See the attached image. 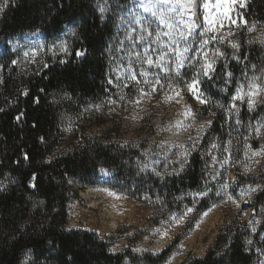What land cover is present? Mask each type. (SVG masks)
I'll return each mask as SVG.
<instances>
[{"label": "trees", "instance_id": "1", "mask_svg": "<svg viewBox=\"0 0 264 264\" xmlns=\"http://www.w3.org/2000/svg\"><path fill=\"white\" fill-rule=\"evenodd\" d=\"M101 1L10 0L0 20V44L36 31L54 40L68 24L75 31V35H68L70 54L65 63L48 60L47 68L21 66L8 46L0 55V264H167L179 237L160 254L138 255L127 248L113 252V242L103 240L98 233L68 229L69 209L77 192L96 185L105 169L114 172L119 182L149 191L156 226L161 219L196 202L193 223L219 201L214 190L199 200L192 199V194L201 192L208 182L206 149L215 141L225 144L235 140V121L228 122L224 109L231 102L238 78L253 65L264 66V46L249 44L244 34L237 54L240 61L225 52L226 59L218 63L213 76L214 81L225 83L227 77L222 73L230 71L233 85L210 83L201 88L209 103L198 111L205 117L212 116L213 124L202 147L189 156L184 170L163 178L143 174L137 147L112 140L120 122L106 120L110 107L124 103L121 96L133 102L139 87H115L109 83L116 32L109 16L101 18L97 7ZM110 1L126 4L130 0ZM241 13L249 26L255 24L257 30H264V0H248ZM77 50H86V55L77 58ZM225 63L227 69L223 67ZM25 91L28 95L22 94ZM260 115H264V104L256 111L242 108L240 112L244 123H254ZM71 125L81 130L80 137L75 133L79 142L58 155ZM102 125H107L103 139L87 134ZM251 145L259 149L264 139L254 138ZM251 205L262 220L257 232L252 233L237 217L220 230L202 257L184 264H258L259 259H264V191L255 196Z\"/></svg>", "mask_w": 264, "mask_h": 264}, {"label": "rangeland", "instance_id": "2", "mask_svg": "<svg viewBox=\"0 0 264 264\" xmlns=\"http://www.w3.org/2000/svg\"><path fill=\"white\" fill-rule=\"evenodd\" d=\"M9 1L6 0L5 5V0H0V5H4L3 11H0V20L7 9ZM138 2L139 0H130L126 4H120L119 1L113 2L107 0V7L110 11L106 12L103 18L105 19L109 16L115 22L116 32L113 45L111 46L112 75L110 84L115 87L123 85H127L128 87L135 84L137 87L143 88L145 92H150L151 94L141 98L139 93L133 99V102L128 100V98H124V103L115 104L113 107H110L106 120H117L120 122V128L117 129L118 132L113 136L112 140L123 146L134 144L137 147V156L141 161L140 169L145 164L148 165L146 170H141L143 174L155 175L152 172V169L155 168L163 176L176 175L169 173H172L173 169H179L180 167L179 163H177L178 159H180L178 154L185 151V149L191 150L193 142L197 137H199V142L196 144L195 150L191 151V154L202 147L204 137L213 124V117H205L201 111H198V108L204 104H200L193 94L187 90L181 91L180 96H175L167 87L160 89L157 86V90L152 92L151 88L143 83L145 77L140 75V73L147 71L149 73L147 77L149 80H154L157 74L163 77L165 74L160 72L156 67L149 68L146 64L141 65L135 59L131 60L130 66L128 53L133 48L126 40L121 47L120 41L124 38L123 21L126 19L125 13L129 8L135 10ZM200 2L202 4L203 0H200ZM99 4H104V0ZM121 8L123 11H121ZM243 8L237 6L235 12L241 13ZM200 19L201 21L203 19L202 8L200 9ZM152 27L157 28V25L153 23ZM69 28H73L72 24L66 25L64 31L54 40H48L46 35L41 31L19 34L0 44V55L6 50V46H8L9 51L18 57L17 60L21 63V66L34 64L35 67H40L48 62V60L57 62L66 61L69 55H65L57 49H53L52 51L49 49L53 45H58L62 40L67 41L69 48L70 39H68V35L66 34ZM245 28V25H241L240 28L233 27L234 35L232 36H228L225 30V42L223 44L210 45V47H219L224 53L228 52L233 56L234 50L227 41L237 42L240 50V40L244 34H246L249 44L259 43L264 46V43L260 42L264 38V30L259 31L255 29L249 32ZM157 31L161 32L162 36L163 29L157 28ZM199 31L200 29H197V32ZM154 38L152 37L151 39ZM162 39L166 40L167 38L162 36ZM193 39L195 40L196 37H193ZM180 43L182 46L183 42L181 41ZM159 47V45H153L155 49H159ZM32 49H37L35 62H33L31 55L28 57L24 55L25 52H30ZM137 50L143 51V45H140ZM239 50L236 52V55L239 53ZM169 55L174 56L171 49H169ZM188 55H192V53H188ZM153 58H156L155 53L153 54ZM220 61L217 62L216 66ZM194 71L195 69L186 63L185 68L181 70V77L176 78L173 75V83L178 84L179 88L183 89V81L191 80ZM132 73L137 75V79L141 81L140 84L129 79ZM253 75L257 77L264 75V66H255L243 77L238 78L236 84L243 81L246 77L250 78ZM231 79L227 78L225 83H223L221 81H214L213 79L207 80L202 78V83L199 87L201 89L204 85L210 83L218 86L224 84L230 87L233 85ZM161 82L167 84L166 80H162ZM169 96L173 98L168 99ZM261 98V96L256 97L257 100ZM138 99L140 100L139 104L135 103ZM237 104L240 112L242 108L247 109L246 104H240V102H237ZM257 107L254 111L257 110ZM188 108L191 109L194 117H185L184 113ZM262 118H264V115H260L258 119ZM233 119L235 121V118L229 119L228 117V122ZM239 119L241 120V124L237 125L235 123V130L232 133L235 142L231 141V145H229L228 142L221 144L215 141L214 143L218 145L217 149L212 150L210 146L206 149L208 153L211 151L212 155H215L219 161L223 162L225 157L228 156V153L224 152L223 149L230 147L232 162L226 163L221 167V163H213L211 156L207 153L208 182L206 188L202 191H207V195H209L211 190H214L215 193L221 191V195H216L219 201L213 203L198 215L193 223L191 220L198 206L196 202L192 207H185L180 213L172 214L163 221L161 219L160 225H154V221H152L154 220V210L149 197V191L144 188L135 189L127 184H123L115 179L114 172L105 169L104 172L103 170L100 172L96 185L77 192L78 195L74 198L69 209L70 221L68 229L98 233L103 240L113 242V252L119 253L124 248H127L133 249V252L138 255L142 253L160 254L179 237V243L174 248V252L167 264H184L190 259L202 257L213 244L220 230L235 218L239 217L241 222L247 225L250 219L262 222L258 214L251 208L255 196L262 191L254 194L252 199L247 203L239 198L241 186L249 184L264 186V156H251V153H249L248 157L245 156L244 144L247 142L251 145V141L254 140L255 136L248 127L249 123H244L240 118V113ZM209 120L212 121L211 126L205 130H201L200 125ZM178 124L180 126H177ZM106 129L107 125L94 127L87 134L103 139L102 136ZM80 131L79 128L72 127V125L67 129L65 142L58 150V155L67 152L78 144L79 138L77 139L76 134L79 133L80 137ZM246 135L249 137L247 141L244 138L242 139ZM252 149L254 148L252 147ZM214 173L222 175H216L213 178ZM233 180H235V184H233ZM251 180H254V182L252 183ZM224 182L229 183L230 187L228 191L232 192L237 198L240 208H237L230 201L225 202L226 197H224L223 191L220 189V184ZM88 190L91 193L89 199L83 196ZM207 195L199 196L192 194V199L199 200ZM108 207L118 210L117 220L115 219L117 224L113 223L115 222L114 219L109 218ZM188 209H192V211L188 212ZM186 212L187 214L185 215ZM260 227L261 223L256 225L257 231ZM261 238L264 239V232L261 234Z\"/></svg>", "mask_w": 264, "mask_h": 264}, {"label": "snow or ice", "instance_id": "3", "mask_svg": "<svg viewBox=\"0 0 264 264\" xmlns=\"http://www.w3.org/2000/svg\"><path fill=\"white\" fill-rule=\"evenodd\" d=\"M3 6L4 5H0V11H3ZM237 6L240 8L245 7L246 0H203L202 4L200 0H139L135 6V10L129 8L125 13L126 19L123 21L124 38L120 41V45L122 47L126 40L133 48V50L128 53L130 66L131 60L135 59L141 65L146 64L149 68L156 67L160 72L165 74L163 77L157 74L154 80H149L147 78L149 76L147 71L140 73V75L145 77L143 83L148 85L152 92L157 90V86H159L160 89L167 87L175 96H180L181 91L187 90L193 94L194 98L197 99L200 104H206L209 103V100L199 87L202 83V78L212 80L214 74L217 72V62L221 59H226L225 53L221 51L219 47H210V45L223 44L225 42V30L228 36H232L234 35L233 27L240 28L241 25H245L248 26L247 31L249 32L256 29L255 24L249 26V22L244 19L242 13L235 12ZM97 7L101 14V18H103L106 12L110 11L107 7V0H104V4L102 5L98 4ZM201 8L203 9L202 21L200 19ZM121 11H123L122 8ZM153 23L157 25V28L163 29L162 36L167 38L166 40L162 39L161 32L157 31V28L152 27ZM197 29H200V31L197 32ZM66 34L75 35V31L73 28H69ZM152 37L155 38L151 39ZM193 37H196V39L194 40ZM181 41L183 42L182 46L180 43ZM260 42L264 43V38H262ZM227 43L234 50L232 59L239 62L241 58L236 55V52L239 50V44L231 40H228ZM140 45H143V51L137 50ZM153 45H159L160 47L159 49H155ZM53 49H57L65 55L70 54L67 41L62 40L58 45H53L49 50L52 51ZM169 49H171L174 56L169 55ZM154 53L155 59L153 58ZM188 53H192V55H188ZM24 55L25 57L31 55L33 62H35L37 49L25 52ZM85 55L86 50H77L75 52L77 58L84 57ZM65 62L66 61H61V63ZM11 63L17 64V61L12 60ZM186 63L188 66L194 68L195 71L191 80L183 81L184 87L181 89L178 84L173 83V75L176 78L181 77V70L185 68ZM43 67L47 68L48 65L45 63ZM223 67L227 69V64L225 63ZM252 67L255 68L254 65ZM222 74L229 79L233 77V73L230 71H224ZM129 79L136 81L137 84L141 83V81L137 79L135 73H132ZM162 80H166L167 84L162 83ZM109 83H111V80ZM124 87H127V85H124ZM138 91L141 98L151 94L150 92H145L143 88H139ZM22 94L28 95V92L25 91ZM262 94H264V75L260 77L253 75L250 78L246 77L243 81L238 82L235 92L231 96L230 104L224 109L229 119L235 118V123L240 125V108L237 102L246 104L248 111L252 112L257 106L264 104V96H262ZM257 96H261L262 98L257 100ZM120 98L124 99L123 96ZM172 98V96L168 97V99ZM109 103L114 104L115 101L110 100ZM135 103L139 104L140 100H136ZM218 106L224 108L223 105ZM96 107L97 109L99 108V106ZM22 115L23 113L17 116L16 119L19 120ZM184 115L186 118L194 117L190 108L186 109ZM211 123L212 121L209 120L201 124L200 129L205 130L211 126ZM177 126L180 125L178 124ZM248 127L252 130L255 138L264 139V118L257 119L254 123L249 122ZM248 138L249 137L246 135L244 137L245 141H247ZM41 139L43 138L41 137ZM198 142L199 137L193 142L191 150L185 149V151L178 154L180 159H178L177 163H179L180 167L179 169H173V172L169 174L179 175V173L184 170L188 163L187 157L191 154V151L195 150ZM228 144L231 145V140L228 141ZM161 147H163V145H161ZM210 148L215 150L218 148V145L212 143ZM244 148L246 157H248L249 153H251V156H264V145H261L259 149H252L251 145L245 142ZM223 151L228 153V156L225 157L223 162L219 161L215 155H212L211 151L208 153L213 163H221V167L226 163L232 162L230 147H225ZM24 158L28 159L29 157L25 154ZM147 168L148 165L145 164L141 170L144 171ZM152 172L156 176L163 178L162 173L155 168L152 169ZM216 175L222 174L214 173L213 178H215ZM32 179L35 180L36 177L33 176ZM233 184H235V180H233ZM31 186L35 187V184ZM229 187L230 185L227 182L220 184V189L223 191L224 197H226L225 202L230 201L237 208H240L237 198L232 192L228 191ZM261 191H264V186H253L251 184L241 186L239 198L247 203L252 199L254 194ZM195 195L204 196L207 195V191L198 192L195 193ZM216 195L220 196L221 191H217ZM245 197H247V199H245ZM187 211L190 212L192 209H188ZM186 214L187 212L185 215ZM260 223V220L250 219L248 221V228L252 233H255L257 231L256 225ZM247 243L251 244L252 241L248 240ZM258 264H264V259H259Z\"/></svg>", "mask_w": 264, "mask_h": 264}, {"label": "bare ground", "instance_id": "4", "mask_svg": "<svg viewBox=\"0 0 264 264\" xmlns=\"http://www.w3.org/2000/svg\"><path fill=\"white\" fill-rule=\"evenodd\" d=\"M104 171V170H103ZM83 196L85 197V198H87V199H89L90 197H91V193H90V191L88 190L87 192H85L84 194H83ZM118 210H116V209H113V208H111V207H108V215L110 216L109 218H112V219H116L117 220V216H118ZM116 220H115V222H113L114 224H117L116 223Z\"/></svg>", "mask_w": 264, "mask_h": 264}]
</instances>
